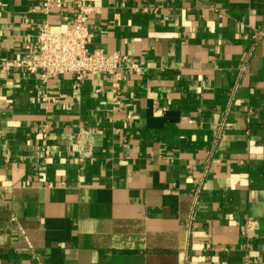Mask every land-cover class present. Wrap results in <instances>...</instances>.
<instances>
[{
  "label": "crops",
  "instance_id": "crops-1",
  "mask_svg": "<svg viewBox=\"0 0 264 264\" xmlns=\"http://www.w3.org/2000/svg\"><path fill=\"white\" fill-rule=\"evenodd\" d=\"M78 1L116 92L13 67ZM42 2L0 0V264H264V0Z\"/></svg>",
  "mask_w": 264,
  "mask_h": 264
},
{
  "label": "built area",
  "instance_id": "built-area-1",
  "mask_svg": "<svg viewBox=\"0 0 264 264\" xmlns=\"http://www.w3.org/2000/svg\"><path fill=\"white\" fill-rule=\"evenodd\" d=\"M54 6V0H43L42 2V9L45 13ZM75 8V20L72 26L64 31H53L48 23H44L37 35L35 55L13 61V67L36 75L43 82L58 75H71L75 79V88L87 75L105 74L109 77L112 91L116 92L121 79V54L119 52L105 54L99 50H89L91 32L87 19L96 12L97 7L78 1ZM263 35V31L254 34L252 36L254 42L257 43ZM3 68L8 69L9 66L4 65ZM128 68L136 72L140 69L137 64H130ZM247 69L248 58L246 57L239 69L240 76L246 73ZM46 99L44 97V100ZM225 124L226 117L219 124L216 139L221 136ZM47 128V124L40 127L43 145H46L48 140ZM46 153L45 151V155ZM199 186L203 187L202 180L199 181ZM251 229L252 222H249L242 230L243 234H248ZM183 264L186 262L184 261Z\"/></svg>",
  "mask_w": 264,
  "mask_h": 264
}]
</instances>
